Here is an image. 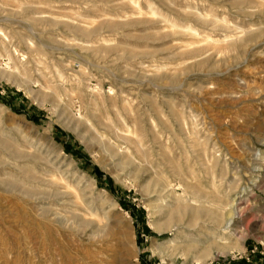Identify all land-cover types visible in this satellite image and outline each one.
Returning a JSON list of instances; mask_svg holds the SVG:
<instances>
[{
    "label": "rangeland",
    "instance_id": "obj_1",
    "mask_svg": "<svg viewBox=\"0 0 264 264\" xmlns=\"http://www.w3.org/2000/svg\"><path fill=\"white\" fill-rule=\"evenodd\" d=\"M0 264H264V0H0Z\"/></svg>",
    "mask_w": 264,
    "mask_h": 264
},
{
    "label": "bare ground",
    "instance_id": "obj_2",
    "mask_svg": "<svg viewBox=\"0 0 264 264\" xmlns=\"http://www.w3.org/2000/svg\"><path fill=\"white\" fill-rule=\"evenodd\" d=\"M105 149H106V148H105ZM106 151H107V149H106ZM231 208H232V207H231ZM176 211H179V209H177ZM186 211H187V210H186ZM197 211H198V210H197ZM198 212H199V211H198ZM233 212H234V211H233ZM193 213H194V212H193ZM231 213H232V211H231ZM169 214H170V213H169ZM174 214H176V215H173V214L171 215V218H172V219H171L170 217H168V218H170V219L168 220V222H170L171 220H174L173 218H176V219H177L178 216H181V215H179L180 212H176V213H175V211H174ZM181 214H182V213H181ZM232 214H234V213H232ZM231 219H232V215L229 216V218H228L227 221L230 222ZM227 223H228V222H227ZM156 229H158V227H156Z\"/></svg>",
    "mask_w": 264,
    "mask_h": 264
},
{
    "label": "trees",
    "instance_id": "obj_3",
    "mask_svg": "<svg viewBox=\"0 0 264 264\" xmlns=\"http://www.w3.org/2000/svg\"><path fill=\"white\" fill-rule=\"evenodd\" d=\"M97 170V168H95Z\"/></svg>",
    "mask_w": 264,
    "mask_h": 264
}]
</instances>
